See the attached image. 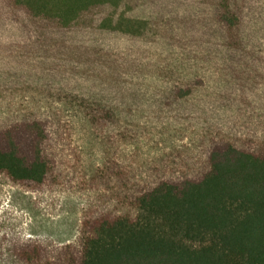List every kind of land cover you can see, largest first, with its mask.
<instances>
[{"label":"trees","instance_id":"16d2710c","mask_svg":"<svg viewBox=\"0 0 264 264\" xmlns=\"http://www.w3.org/2000/svg\"><path fill=\"white\" fill-rule=\"evenodd\" d=\"M0 175L98 194L65 244L0 220V264H264V0H0Z\"/></svg>","mask_w":264,"mask_h":264},{"label":"rangeland","instance_id":"374dc122","mask_svg":"<svg viewBox=\"0 0 264 264\" xmlns=\"http://www.w3.org/2000/svg\"><path fill=\"white\" fill-rule=\"evenodd\" d=\"M62 110L70 120L73 142L82 153L84 175L92 174L103 165L107 148L82 116L66 107H62ZM174 145H178V142ZM173 146L150 143L137 152L147 159ZM97 198L98 194L85 189L82 182H78L73 189H58L45 194L18 188L0 175V220L9 221L11 218L15 222L18 218L20 229L25 227L27 233L57 244L76 239L83 210Z\"/></svg>","mask_w":264,"mask_h":264}]
</instances>
